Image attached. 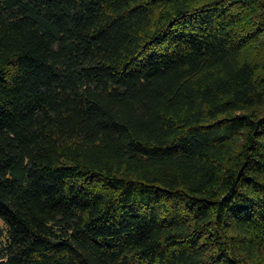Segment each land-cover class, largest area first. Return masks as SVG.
Returning <instances> with one entry per match:
<instances>
[{
    "label": "trees",
    "instance_id": "obj_1",
    "mask_svg": "<svg viewBox=\"0 0 264 264\" xmlns=\"http://www.w3.org/2000/svg\"><path fill=\"white\" fill-rule=\"evenodd\" d=\"M0 264H264V0H0Z\"/></svg>",
    "mask_w": 264,
    "mask_h": 264
}]
</instances>
